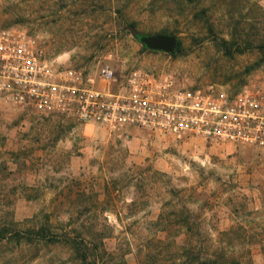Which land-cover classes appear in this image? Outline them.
<instances>
[{
    "label": "rangeland",
    "instance_id": "1",
    "mask_svg": "<svg viewBox=\"0 0 264 264\" xmlns=\"http://www.w3.org/2000/svg\"><path fill=\"white\" fill-rule=\"evenodd\" d=\"M188 4L0 0V30L32 38L46 59L84 76L109 65L114 89L136 69L228 93L264 81V0H204L203 15ZM131 22L179 45L143 50L124 28ZM46 217L53 233L67 227L102 245L106 264H177L188 230L201 256L264 264V149L138 128L120 135L0 103V223L26 229ZM12 247H0V264H76L59 244L30 260Z\"/></svg>",
    "mask_w": 264,
    "mask_h": 264
},
{
    "label": "built area",
    "instance_id": "2",
    "mask_svg": "<svg viewBox=\"0 0 264 264\" xmlns=\"http://www.w3.org/2000/svg\"><path fill=\"white\" fill-rule=\"evenodd\" d=\"M116 82L107 64L84 76L46 59L32 38L0 30L2 104L120 135L138 128L264 149V81L228 93L215 84L186 88L169 74L136 69L114 89Z\"/></svg>",
    "mask_w": 264,
    "mask_h": 264
},
{
    "label": "trees",
    "instance_id": "3",
    "mask_svg": "<svg viewBox=\"0 0 264 264\" xmlns=\"http://www.w3.org/2000/svg\"><path fill=\"white\" fill-rule=\"evenodd\" d=\"M181 1L193 4V8H195V10H199L197 15H203L206 12L205 8L197 7V4L203 2L204 0ZM184 7H186V5ZM184 9L185 8H182V10ZM194 15L195 14H193V16ZM124 28L128 30L135 39H137L139 33L135 30V23H127L124 25ZM178 45L179 42L177 41L175 48H177ZM262 48L264 50V46H262L261 49ZM142 49L147 50L144 47ZM189 218L183 217L181 222L183 221V223H186ZM64 229L65 230H62L60 234L53 233L50 229V224L47 217L44 218L38 226L26 229H17L11 224L0 223V247L2 245L8 246L12 244V250L15 249V252H13L11 255L15 259L18 255L20 257L21 253L24 251L26 253L32 252L29 258L30 260L34 258L35 255H37V251H39L40 246L44 244H59L63 248H66L69 257L76 264H106L107 252L103 251V249H100L102 245H96L87 242L80 238V236H73L67 227ZM189 231L190 230L186 231V235L188 236L185 239L186 242H184L179 248L180 256L177 258V264H239L238 262L230 260V257L222 256L221 254L217 255L214 253L212 255L201 256V250L197 247L195 248V245L191 243V237L199 236V234L197 232ZM98 241L101 243L100 239H98Z\"/></svg>",
    "mask_w": 264,
    "mask_h": 264
},
{
    "label": "water",
    "instance_id": "4",
    "mask_svg": "<svg viewBox=\"0 0 264 264\" xmlns=\"http://www.w3.org/2000/svg\"><path fill=\"white\" fill-rule=\"evenodd\" d=\"M138 42L147 50L170 54L176 47L177 38L170 34L138 35Z\"/></svg>",
    "mask_w": 264,
    "mask_h": 264
}]
</instances>
